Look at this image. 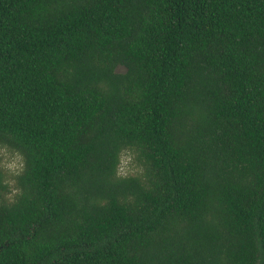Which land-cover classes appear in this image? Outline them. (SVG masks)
<instances>
[{
    "label": "trees",
    "instance_id": "trees-1",
    "mask_svg": "<svg viewBox=\"0 0 264 264\" xmlns=\"http://www.w3.org/2000/svg\"><path fill=\"white\" fill-rule=\"evenodd\" d=\"M0 149V264H264V0H0Z\"/></svg>",
    "mask_w": 264,
    "mask_h": 264
},
{
    "label": "rangeland",
    "instance_id": "rangeland-1",
    "mask_svg": "<svg viewBox=\"0 0 264 264\" xmlns=\"http://www.w3.org/2000/svg\"><path fill=\"white\" fill-rule=\"evenodd\" d=\"M118 70L122 71V67H118ZM0 165L1 167L10 172L15 173L17 172L21 167V160L20 157L14 153L10 152L5 149H0ZM131 156L127 153H122L120 156V163L118 168V173L120 175H126L128 173L136 171L137 167L134 163L131 161Z\"/></svg>",
    "mask_w": 264,
    "mask_h": 264
},
{
    "label": "clouds",
    "instance_id": "clouds-1",
    "mask_svg": "<svg viewBox=\"0 0 264 264\" xmlns=\"http://www.w3.org/2000/svg\"><path fill=\"white\" fill-rule=\"evenodd\" d=\"M19 194V189L13 188L12 189V195ZM11 198V196L9 197Z\"/></svg>",
    "mask_w": 264,
    "mask_h": 264
}]
</instances>
